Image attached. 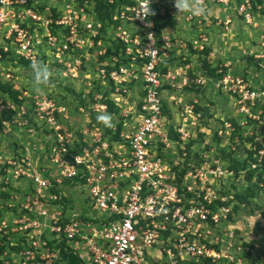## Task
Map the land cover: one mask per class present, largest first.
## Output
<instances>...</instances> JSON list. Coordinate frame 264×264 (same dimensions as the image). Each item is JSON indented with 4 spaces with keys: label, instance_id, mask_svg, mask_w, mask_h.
<instances>
[{
    "label": "built area",
    "instance_id": "obj_1",
    "mask_svg": "<svg viewBox=\"0 0 264 264\" xmlns=\"http://www.w3.org/2000/svg\"><path fill=\"white\" fill-rule=\"evenodd\" d=\"M39 1L0 0V82L11 84L20 101L9 94L0 97V114L15 110L12 120L20 126L26 116L47 141L43 145L35 138L31 149L17 155L0 150V264H72V257L75 264H264V246L252 255L248 246L223 239L233 210L223 186L236 173L221 151L243 162L246 150H253L257 161L250 167L259 166L264 81L254 86L226 63L217 77H191L187 64L161 71L173 44L168 34L158 43L151 15L158 11L184 14L198 24L203 20V14L167 6L174 0H132L105 22L95 18L89 0ZM194 1L199 6L229 2ZM236 11L252 23L250 0H242ZM230 22L229 17L222 21L224 26ZM110 35L126 46V64L114 67L117 55L101 59ZM258 40L254 57L264 59V35ZM190 44L203 50L209 37L200 33ZM34 62L47 66L54 83H75L80 101L68 105L53 92L21 83L17 67ZM260 71L264 78V63ZM128 82L139 83L141 100L139 92L130 96ZM191 84L212 85L227 94L236 115L215 126L211 117L202 123L201 111L195 110L198 100L183 96ZM108 100L119 110L111 113V128L96 119L108 113ZM163 100L175 107L171 116L163 112ZM208 129L219 139L210 153L197 141ZM224 140L231 147L223 146ZM35 149L47 150L40 164L34 162Z\"/></svg>",
    "mask_w": 264,
    "mask_h": 264
},
{
    "label": "rangeland",
    "instance_id": "obj_2",
    "mask_svg": "<svg viewBox=\"0 0 264 264\" xmlns=\"http://www.w3.org/2000/svg\"><path fill=\"white\" fill-rule=\"evenodd\" d=\"M239 1L240 0H235L237 4L239 3ZM250 1L253 6L252 20H251L252 23L246 22L243 18H241L240 15L239 16L237 15V18H234L236 21H232L228 26H224L223 23L214 24L213 27L217 29L215 31L216 35L213 34V31L210 34H208L204 29H203L204 30L203 33H206L210 37L211 44L209 48L211 50H213L214 47L216 48L214 52V56L210 57L212 64L223 70L224 66L222 65L223 63L222 61L230 60L231 64H229V66L231 73L233 72V74H237V75L238 74L246 75L252 79L251 81L253 82L252 84L254 86L257 85L261 86L260 84H263L262 81H264V78L262 76V72L260 71V68L257 67L256 59L259 58L254 57V55L259 53L260 49L258 47L257 42L259 41L258 39L261 37V35H264V0H250ZM166 4L167 6L174 5L168 2ZM228 4L229 2L227 3V5ZM179 19L180 20H178V22H180L181 24L185 23L183 18H179ZM204 23L205 22L201 23L200 25L202 24L204 25ZM186 24H187L186 28L189 31H187V35H185V37L186 39L187 38L189 39L191 36H194L193 38L189 39L190 41H192L193 39H196L198 37V34L200 33H198L196 29L192 28L194 27V25L191 24L190 22H186ZM107 30L108 32L111 33L110 29ZM220 33H225L223 35L224 41L220 39L219 36H217L220 35ZM110 37L111 39L114 40L112 35H110ZM186 41L188 42V40ZM114 43L110 42L109 46L112 48ZM219 46L221 47L219 48ZM186 47L187 46H185L184 48ZM191 49L193 48L191 47ZM191 49L189 47L183 49L185 50L183 52H185L186 55L184 54L180 56L178 55V53L176 55H173L174 59H172V61L178 66V65H184L186 64L185 62L187 60H190L189 65L192 68L191 72L197 71V73H193V74L194 76H198V72L201 69L200 66L201 61L198 55L193 54ZM173 50L175 49L173 48ZM249 56H251L254 59L249 60L248 59ZM192 66H194V68ZM13 67L16 68V66ZM17 69H18L17 75L21 77V83L28 84L35 91H37L36 86L33 80L31 79L32 73L29 65L26 64L22 67H17ZM208 87L210 89L209 88L205 89L203 91L204 95H201L200 97H198L199 92H197L195 89H190L189 91H187L188 93L182 95L184 97L186 96L185 98L187 97L197 98L201 106H207L209 108V113L211 114L212 126H215L218 124L219 119L221 118L224 119L228 116L230 117L236 115L235 114L236 107L234 101L231 100V98L227 94L217 92L212 85ZM62 88L63 87L58 86L57 83L53 82L49 85H41L39 92H43V93L56 92L62 94L61 95L62 97L64 96L63 94L65 93L63 92ZM134 91H138V90L133 89L132 92H130V96H132V93ZM65 97L66 99L71 100L69 93L68 95H65ZM26 110L28 111L29 107H27ZM12 112L14 113H10L9 111L0 114V119L4 120L5 124H8L7 128H2V126L4 125L0 121V150L4 152H13L14 154L17 155L19 152H23L25 148H29L28 146H31V144L35 141L34 140L35 138L39 139L43 143V145L47 144V141H45L44 136L41 135L40 133L41 128L38 124L37 125L33 124V122L30 121L25 116L27 122L23 126L22 125L20 126L19 123H16L12 120L16 118V111L13 110ZM42 133L45 135L50 134V132L47 131L46 128L45 129L42 128ZM215 138L216 137L214 136V134H212V129H208L206 135L204 137H200L199 139H197V141L205 147V151L206 150L208 151L209 148L218 146L219 140ZM245 139L246 138H242L240 140L239 143L240 145H238V148H236L237 151H241V149L243 148L242 142ZM28 143L30 144L27 145ZM221 143L223 144V146H226L227 148L231 147L232 145L230 140L229 141L224 140ZM46 151L47 150L43 151L41 149L32 150L33 155L36 156V158L34 159V162L36 164H40L41 161L45 159L44 153ZM208 153H210V151H208ZM242 157L243 155L241 156V158ZM246 170H243L240 173V176L235 177L233 181L232 180L226 181L225 186H223V189L226 188L227 192L230 191L228 193L229 198H232L236 191L244 190L251 185L253 186L254 177L250 182H245L244 180ZM224 180H226V177ZM231 181L233 183H231ZM232 188L235 191L234 193L231 194ZM229 220L230 222H227L224 225L226 232L223 233V230H221V232L224 235L223 239L230 240L234 244L239 243L238 245H240V247L242 246V248L246 247L244 243L251 244V246H253V248L251 249L252 255L254 253L259 254V252L264 246V188L256 187L254 196L249 198V204H239L238 208L233 211V214L231 215ZM232 230H234L233 231L234 234L232 233Z\"/></svg>",
    "mask_w": 264,
    "mask_h": 264
},
{
    "label": "trees",
    "instance_id": "obj_3",
    "mask_svg": "<svg viewBox=\"0 0 264 264\" xmlns=\"http://www.w3.org/2000/svg\"><path fill=\"white\" fill-rule=\"evenodd\" d=\"M83 1V0H81ZM89 2H93L94 3V12H95V18H97L98 20H101L102 22H105L106 20H110L112 14L116 11V10H122L124 7L122 6V4H131L133 3L132 0H113L112 2H109L108 0H89ZM184 15V14H183ZM177 15H170V14H160L158 11L155 12L153 15H151V20L153 21V28L152 31L155 33V36L158 38V43L161 44V38L164 34H166L164 32V26L166 25V23L170 24V26L175 25ZM185 22H190L191 24H194L195 21H187L185 19V17L183 16ZM118 23V21H117ZM178 24L181 25V23L179 22ZM177 29L180 30L179 25L175 26ZM168 34V33H167ZM169 38L170 41L173 44V47L175 50H182V47L179 46V44L177 42H184L187 40L186 38H184L183 36H180V33L178 32V34H173L169 33ZM108 40L113 44L112 48L107 45V52L104 56L101 57V59H105V57L109 58L112 55H117L118 57V61L115 62V66H118L119 64H126L127 62L130 61L129 56L125 55V45L117 40V39H111V37L108 38ZM177 43L176 47L174 46V44ZM187 43V47H189L191 49V45L190 42L186 41ZM178 48V49H176ZM170 50V49H169ZM173 50V49H172ZM170 50V58L168 60H164L163 62H161V67L160 70L161 71H166V69L168 67L172 66V59L173 55L176 54L174 53V50L172 51ZM191 51L193 52V54L198 55V57L200 58V65H201V74L199 75H203V74H208L212 77H217L220 75V73L216 74V70L218 69L217 66H211V64L209 63L207 56L210 52V48L209 46H205L203 50H195V49H191ZM176 52V51H175ZM180 56H182L181 54H179ZM249 60L254 59L251 56L248 57ZM138 60V59H137ZM190 60H187L185 63H189ZM257 61V67L260 68L261 64L264 63V59H256ZM139 63V62H137ZM184 64V63H183ZM29 65V64H27ZM31 67V66H29ZM107 69L111 68V66H107ZM226 70V68H223V72ZM189 74L191 76H194V74L189 70ZM54 81L51 80V78L48 79L47 83L44 85H49L51 83H53ZM135 84L134 82H128L126 83L127 87L129 89H131V85ZM58 86L63 87V91L66 93V95L69 94V96L71 97V100L66 99L65 95L61 97L60 93H54L55 96L57 97V99L63 100L65 102L68 103V105H72L74 104L75 101H80V94H81V90L76 89V85L73 82H65L60 80L59 82H57ZM194 84H191V87H193ZM195 89L196 91H199L198 88H192ZM108 92H105V94H107ZM140 93V92H139ZM5 94H9V96L15 100L17 103H20V101L16 98L18 92L16 90L12 89L11 84L9 83H5V82H0V97L5 98ZM142 92L140 93V97L139 99L141 100L142 97ZM108 102V114H111L112 112L115 114L119 113V110L113 105V103H111L110 100L107 101ZM163 103V112L168 114L169 116H171V112L169 111V107L167 106V103L165 102V100L162 101ZM195 110L198 111L200 110L202 113V117H201V122L202 123H206L207 119L211 117V114L209 113V108L207 106H201V104H199V102L195 103ZM91 117H94V114L91 115ZM231 121L233 122V124L236 123V121L233 118H230ZM121 125L120 123L118 124V128L120 129ZM114 136H117V134H115ZM199 136H203L202 133H199ZM171 138H176V135L171 134L170 136ZM217 140H219L217 137L215 138ZM247 140L252 141V138H247ZM190 143H192V141H190ZM222 156L224 158H227L228 162H229V167L234 169L236 175H238L242 170H246V174H245V178L248 181H251L253 175L255 177L254 179V184L253 186H248L246 189L244 190H240V191H236L234 193V200L236 201L235 205L233 206V210H236L238 208L239 204H249V198L253 197L255 194V189L256 187H263L264 188V157H262L261 162L259 164V166H256L255 168H251L250 165L251 163H254L257 161L256 156H254V153H256L253 150H246L247 151V156L246 158L243 160V162L238 161L236 156L232 155V152H227L226 150L222 149ZM161 155L162 153L159 152ZM164 155V154H163ZM227 191H224V193H226ZM229 202H231V200H229L228 202H226V204H228ZM231 217V213L228 214V218ZM245 246H248L249 249H252L253 246H251V244L248 243H244ZM72 264H75L76 261L75 259L72 257Z\"/></svg>",
    "mask_w": 264,
    "mask_h": 264
},
{
    "label": "crops",
    "instance_id": "obj_4",
    "mask_svg": "<svg viewBox=\"0 0 264 264\" xmlns=\"http://www.w3.org/2000/svg\"><path fill=\"white\" fill-rule=\"evenodd\" d=\"M240 1H242V0H240ZM240 1H239V3H240ZM39 2H41V3H43V4H45V2H46V0H40ZM188 2L189 3H193V0H188ZM238 3V4H239ZM237 2H235V0H229V4L228 5H223L222 3H211V2H206L205 4H204V6H202L203 8H204V12H203V14H204V20H203V22H205L204 23V25L202 24V25H200V24H198V23H196V24H193L194 25V27H192V28H194V29H196L197 31H198V33H203L204 32V30L208 33V34H210L212 31H213V34L214 35H216V28H214L213 27V25L214 24H219V23H222V21H224L225 20V18L226 17H229V19L231 20V22L232 21H236L234 18H237V15L239 16V14L237 13V11H236V8H237ZM224 6H226V7H224ZM206 11V12H205ZM183 16L184 15H180V16H177L176 17V22H175V25H172V26H170L169 27V23L167 24L166 23V25L164 26V32L167 34H169V33H172L173 32V34H178V32L180 33V36H183L184 38H186L185 37V35H187V31H189L187 28H186V22L184 23V24H178L179 22H178V20H180L179 18H183ZM241 16V15H240ZM241 18H243L242 16H241ZM216 19H217V21H216ZM244 19V18H243ZM183 20H184V18H183ZM213 20H214V23H213ZM185 21V20H184ZM202 22V23H203ZM230 22V23H231ZM179 25V27H180V30L179 29H177L175 26H178ZM200 28V29H199ZM204 29V30H203ZM197 33V34H198ZM206 34V33H205ZM225 33H220V35H217V36H219V38L220 39H222L223 41H224V38H223V35H224ZM194 36H191L189 39H191V38H193ZM209 37V36H208ZM188 39V38H187ZM219 43H220V41H219ZM210 44H211V40H210V37H209V47H210ZM221 46H219V48H220ZM215 50H216V48L214 47L213 48V50H211L210 49V52H209V55L207 56V59H208V61H209V63L211 64V66H215L214 64H212L211 63V58L210 57H213L214 56V52H215ZM176 51V52H175ZM183 51H185V50H174V52L177 54L178 53V55L179 54H181V55H186V53L185 52H183ZM176 54H174V55H176ZM191 62H192V60H191ZM223 63L222 64H224V63H226V64H231V62H230V60H228V61H226V60H223L222 61ZM187 64V66H188V69H187V73H188V75H190L189 74V70L191 71L192 70V68H191V66L189 65V63H186ZM196 65V64H195ZM177 66V64H175L174 62L172 63V66L171 67H169V68H174V67H176ZM178 66H181V65H178ZM182 66H184V65H182ZM201 66V65H200ZM193 68H194V66H192ZM200 72H202L201 71V69L199 70V72H198V74H201ZM192 73H197V71L196 72H192ZM191 76V75H190ZM191 77H197V76H191ZM192 88H194V87H191L190 89H192ZM195 88H198L199 89V91H197V92H199V94H198V97H200L201 95H204L203 94V91L205 90V89H208L209 87H207V88H202V89H200L199 87H195ZM133 89H136V90H138V91H134L133 93H132V95L134 96L135 95V93H137V92H140V90H139V83L138 82H136L135 84H132L131 85V90H133ZM210 89V88H209ZM188 93V92H187ZM188 98V97H187ZM195 99H197V98H195ZM166 103H167V105H168V107H169V110L172 112V113H175V107L173 106V104L171 105L169 102H167V101H165ZM199 102V101H198ZM199 104H200V102H199ZM243 155V157L241 158V156ZM239 156H240V158L241 159H243L244 158V153L242 152V153H240L239 154ZM243 171V170H242ZM241 171V172H242ZM240 172V173H241ZM240 173L238 174V175H236L235 174V177H237V176H240ZM253 177H254V175H253ZM253 177H252V179H253ZM251 179V180H252ZM254 179H255V177H254ZM245 180V182H250V181H248L246 178L244 179ZM233 183V182H232ZM236 184V183H235ZM234 189L232 188L231 189V194L232 193H234ZM230 191H228V192H226L227 194L229 193ZM235 203H236V201L234 200V198L232 197L231 198V205H235ZM233 214V211L231 212V215ZM234 231V230H233Z\"/></svg>",
    "mask_w": 264,
    "mask_h": 264
},
{
    "label": "clouds",
    "instance_id": "obj_5",
    "mask_svg": "<svg viewBox=\"0 0 264 264\" xmlns=\"http://www.w3.org/2000/svg\"><path fill=\"white\" fill-rule=\"evenodd\" d=\"M174 6L177 9V11H189L192 14H196V15L203 14V12H204V8L202 6L195 5L194 0H193L192 4L189 3L188 0H174ZM181 15H183V14H181ZM177 16H180V15H177ZM203 19H204V14H203ZM187 40L190 42L189 39H187ZM186 48H182V50L186 49ZM31 72H32L33 82L36 86V90L39 91L40 86L43 84H46L48 79H49V75H50L49 70H48L47 66L44 65L43 63L34 62L31 65ZM96 119L99 123H102L107 128H111L113 126L111 114H108L105 112V113L97 115Z\"/></svg>",
    "mask_w": 264,
    "mask_h": 264
}]
</instances>
